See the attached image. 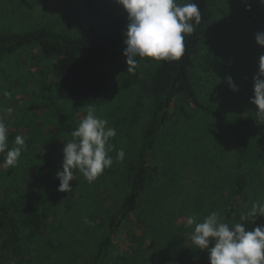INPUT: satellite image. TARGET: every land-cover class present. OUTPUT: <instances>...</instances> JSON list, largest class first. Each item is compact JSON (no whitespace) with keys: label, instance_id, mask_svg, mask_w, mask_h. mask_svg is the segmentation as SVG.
Instances as JSON below:
<instances>
[{"label":"trees","instance_id":"trees-1","mask_svg":"<svg viewBox=\"0 0 264 264\" xmlns=\"http://www.w3.org/2000/svg\"><path fill=\"white\" fill-rule=\"evenodd\" d=\"M69 1L71 16L83 27L76 34L50 24L22 33L0 31V60L27 48L39 65L36 84L27 80L18 87L30 98L8 130L10 147L17 135H23L27 148L18 165L7 169L0 153V264L52 260V249L64 247L61 234L74 220L78 204L86 196L93 198L92 187L78 172L67 193L58 191L56 178L62 170L63 147L88 108L117 135L130 136L145 122L138 148L123 162L118 208L106 217L99 215L100 221L93 216L92 228L100 238L88 263L108 264L115 238L136 218L145 230L136 238L133 264H149L152 258L163 264H210L207 250L191 242L194 225L188 224L189 217L202 222L217 211L230 226L239 222L252 230L264 225V217L240 220L253 203H264V120L250 102L259 57L264 55L256 41V34L264 32V0H250L239 13L233 12L232 0H179L197 3L201 10L200 22L193 21L195 30L185 37L183 58L147 59L139 78H121L109 102H104L111 89L108 59L126 39L128 14L116 0ZM229 76L238 91L230 88ZM220 136L229 138L235 151L226 193L219 200L216 190L202 191L180 215L172 208L164 214L161 207L171 206L170 189L181 178L182 161H202L210 167L217 161ZM113 170L112 165L97 178L100 187ZM149 193H155L157 203L149 198L152 206L147 209Z\"/></svg>","mask_w":264,"mask_h":264},{"label":"rangeland","instance_id":"rangeland-1","mask_svg":"<svg viewBox=\"0 0 264 264\" xmlns=\"http://www.w3.org/2000/svg\"><path fill=\"white\" fill-rule=\"evenodd\" d=\"M233 12H240L241 9L249 6L250 0H232ZM70 3V4H69ZM71 1L66 0V4L62 0H0V31L9 33H22L28 30L38 28L40 26L49 25L58 30H67L72 34L79 32L80 27L77 19L71 16ZM100 28V24L97 25ZM87 30V29H86ZM125 43L116 47L108 59V76L111 89L106 95L104 102H109L116 97L123 76H133L135 79L139 78L143 71L147 68V59L139 61V67L134 72H128V65L126 57L124 56ZM139 59V58H138ZM38 63L32 59L29 49L24 48L17 54L10 58L0 60V121L8 125V130L12 128L15 120L20 114V108L23 103L30 98V94L23 92L20 87L25 81L36 84V78L39 71ZM14 82H22L17 87H13ZM12 83V84H11ZM33 84L32 88L35 87ZM18 88L17 90H14ZM12 92H17L15 95ZM103 112L101 111V114ZM85 116H81L78 123ZM176 118V117H175ZM103 119V117H102ZM108 127H111L107 123ZM145 122L137 129V131L130 135H116L112 138L110 143L114 145L113 151L109 155L113 158V175L106 179L102 187L98 184V179L89 183L84 177L83 173L78 172L79 178L82 182L90 184L92 187L93 198L86 196L82 200L75 212L73 213L74 220L68 222L66 230L62 235V244L64 247L59 249H52L50 252L51 259L46 264H89L88 261L92 259L96 250L97 240L100 234L93 228V216L99 215L106 217V214L114 212L118 208L121 201V190L118 188L120 183V173L122 172L123 162L125 159L134 155L141 140L142 130ZM181 123L177 125L176 133L180 134ZM210 125L208 130H210ZM174 129V127H173ZM118 137V138H117ZM69 139L68 141L72 140ZM117 139V140H116ZM115 140V141H114ZM67 141V142H68ZM222 145L217 147V161L212 162L210 167H205L204 162H189L180 168L181 178L177 186L171 188L173 196L168 202L161 207L165 214L168 209H173L176 215H180L187 205L200 193L208 192L209 189L216 190L217 198H222V194L226 193L230 185V178L234 165V146L231 140L227 137H221ZM178 144V140L174 143ZM168 145V144H167ZM179 147V146H178ZM119 149L125 152L124 160L117 161L116 155ZM178 149V148H177ZM216 150V146H215ZM98 187H100L98 189ZM99 192V194H98ZM155 198V193H149L146 203V208H150ZM157 203L156 200L153 204ZM224 203V200L221 201ZM184 221V218L178 220V224ZM98 223V222H97ZM145 228L136 218L129 221L122 228L118 236L115 238V247L112 250V255L108 264H133V257L131 255L134 251L137 240L141 238ZM192 242V241H191ZM191 242L186 239V245L189 247ZM38 259V258H37ZM35 261V264L39 262ZM44 263V262H43ZM41 264V263H40ZM149 264H163L157 259L150 261Z\"/></svg>","mask_w":264,"mask_h":264},{"label":"clouds","instance_id":"clouds-1","mask_svg":"<svg viewBox=\"0 0 264 264\" xmlns=\"http://www.w3.org/2000/svg\"><path fill=\"white\" fill-rule=\"evenodd\" d=\"M128 14L129 23L125 33L124 56L128 72H134L142 59L180 61L186 52L185 37L194 32V23L201 20L197 3H179V0H116ZM257 44L264 47V32L256 34ZM139 58V59H138ZM233 91L238 88L232 78L227 80ZM257 106L256 116L264 120V55L259 57V72L254 77V97L250 101ZM107 121L98 117L93 108L72 131V140L63 147L62 170H57L60 181L58 191L72 190L75 173H83L91 183L110 168L114 161L109 155L114 149L110 143L117 132L107 126ZM23 135H17L10 147L8 125L0 121V153L4 154L3 167H16L22 151L26 150ZM125 152L117 151L116 160L123 161ZM249 217H264V203L255 202L251 209L240 215L241 221ZM194 225L190 234L192 243L200 250H207L210 264H264V225L246 230V224L223 222L220 213L213 211L198 222L188 218Z\"/></svg>","mask_w":264,"mask_h":264}]
</instances>
